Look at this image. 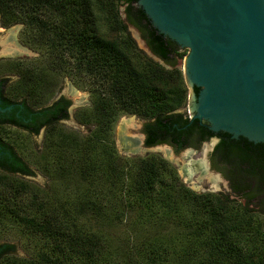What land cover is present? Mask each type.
<instances>
[{"label":"trees","instance_id":"trees-1","mask_svg":"<svg viewBox=\"0 0 264 264\" xmlns=\"http://www.w3.org/2000/svg\"><path fill=\"white\" fill-rule=\"evenodd\" d=\"M136 1L0 0L3 24L22 23L25 41L45 49L42 58L22 62L13 87L19 95L44 105L70 77L88 82L92 101L76 111L78 122L91 126L88 134L54 122L64 107L52 108L38 162L54 188L11 174L30 172L19 160L0 171V226L22 224L34 239L26 256L0 244V264H264L263 153L241 154L232 145L224 154L230 193H197L160 155L124 158L116 150L124 114L147 120L148 145L185 147L199 130L175 112L189 92L182 70L144 53L121 16L125 6L152 52L171 63L178 46Z\"/></svg>","mask_w":264,"mask_h":264},{"label":"water","instance_id":"water-1","mask_svg":"<svg viewBox=\"0 0 264 264\" xmlns=\"http://www.w3.org/2000/svg\"><path fill=\"white\" fill-rule=\"evenodd\" d=\"M138 4L160 33L190 49L184 79L189 87H203L199 103L190 102V110L208 119L212 130L264 141V0Z\"/></svg>","mask_w":264,"mask_h":264},{"label":"rangeland","instance_id":"rangeland-1","mask_svg":"<svg viewBox=\"0 0 264 264\" xmlns=\"http://www.w3.org/2000/svg\"><path fill=\"white\" fill-rule=\"evenodd\" d=\"M120 11L121 16L126 22L128 30L131 33L132 37L135 39L138 47L142 49L144 53H146L154 61L167 68H171V63L165 62L164 60L157 57L152 51H150V48L145 42V37L142 33V30H140L138 26L128 20L125 13V6H122L120 8ZM23 27L24 25L22 23L12 24L8 28L2 27L4 31H2L0 36V43L2 45L1 50L4 51L6 47L14 48L16 46H19L22 49L20 55H13L11 57H18L21 58L23 62L29 63L33 62L34 59L38 57L40 58L41 54L44 55L45 49L38 48L36 47V45L31 46L28 42H26L23 37V33L26 28ZM9 37L12 38L13 41H10ZM185 53L186 50L181 51L180 54L177 55L175 60V64L177 67L181 66L183 55ZM85 82L86 85L81 84L80 86L79 81H75L70 77L63 78L60 91L71 99L73 108L90 107L92 104L90 92L88 91L89 84L87 81ZM185 107L188 108V97L186 103L182 107H180L179 110L185 111ZM70 116L71 118L68 121L62 123L64 129L74 130L80 134H88L90 132L91 126L82 125L76 121V119L74 118L73 109L70 113ZM143 122L144 119L139 117L138 115L124 114L119 118L114 130V143L116 150L120 156L124 158H131L158 154L170 161L176 167L182 182L193 191L197 193H230L229 184L227 183L226 179L219 178L218 171L212 169L210 170L207 167L206 170H201L199 167V163L207 159L205 155L206 146L208 143H204L197 152L191 151L189 157L185 154L189 152L190 149L181 152H175L174 150H172V156L169 157L162 150V148L169 149V147L166 145L155 147L152 146L150 148L143 146V135L141 132ZM9 132L10 134L6 135V137L11 138L12 142L17 147L19 154L34 168L36 172V176H34L33 178L28 179L18 176L16 177L27 181L32 186L44 187L50 185L54 188V182L51 178L52 175L49 174V171H44L39 165L38 153L43 149L39 147V144H37L35 139L18 130L11 129L9 130ZM135 138H140L141 140L139 148L133 149L132 147L126 145L127 142L131 143L132 141L130 140H133ZM186 173H190V176H188V174L186 175ZM215 180L217 183L215 182ZM214 186L217 187L214 188ZM23 198H28V196L24 195ZM240 201L245 202V199L241 198ZM261 220H264V216L261 217ZM114 234L116 237L120 236L122 234L121 229H116ZM28 235L29 232L22 224L12 223L10 225L0 226V244H14L15 254H17L18 256H26L32 251V248L34 246V244H32V241L34 239L29 238Z\"/></svg>","mask_w":264,"mask_h":264},{"label":"flooded vegetation","instance_id":"flooded-vegetation-1","mask_svg":"<svg viewBox=\"0 0 264 264\" xmlns=\"http://www.w3.org/2000/svg\"><path fill=\"white\" fill-rule=\"evenodd\" d=\"M136 8L144 9L139 6L138 0L133 3ZM145 13V12H144ZM147 16V14L145 13ZM129 16L127 15V18ZM147 18H149L147 16ZM129 20V18H128ZM150 20V18H149ZM130 21V20H129ZM131 22V21H130ZM151 22V20H150ZM152 24V22H151ZM11 25H4L2 19L0 17V36L4 28H8ZM154 27V25L152 24ZM155 28V27H154ZM141 30V29H140ZM157 30V28H156ZM158 31V30H157ZM159 32V31H158ZM145 37V42L147 43L150 51H152L146 34L142 31ZM160 33V32H159ZM162 34V33H160ZM165 36V35H164ZM173 41L170 37L165 36ZM10 41L12 38H10ZM13 41V40H12ZM177 46L178 50L176 54L173 56V60L171 61L174 63L172 66L179 68L183 72V66L185 62V58L188 55L190 49L189 48H182L179 44L173 41ZM1 43H0V171L4 170V167L9 165L11 166L17 160L20 163H23L25 167L30 171H14L13 174L15 177L21 178H33L36 176V172L34 168L26 161L22 156L19 154L17 147L12 142L11 138H7L6 135H9V130L14 129L21 132L26 133L31 138L35 139L39 147L43 149L45 136L48 128V122L51 120L53 116L52 113L54 112V108L56 105H62L64 107L63 111L59 116L53 118L58 124L65 123L68 121L71 116L70 113L73 109L74 118L76 119V111L79 109L77 107H72V101L69 97H67L61 90V83L57 85L55 89L54 95L49 99L47 103L40 106H35L37 104L33 103L29 104L25 99L24 96L19 95L18 91H16L13 87L20 79V73L23 69V66L27 64H22L23 60L18 57H11L13 55H20V53H7L1 50ZM10 48L5 49L7 51ZM186 50V53L183 55V61L180 67H177L175 64V60L178 54L181 51ZM4 54V55H3ZM6 55V56H5ZM157 56V55H156ZM158 57V56H157ZM160 58V57H159ZM27 63V62H23ZM184 76V73H183ZM186 83V81H185ZM187 85V83H186ZM188 87V108L185 111L177 109L175 112L180 113L183 115L184 119H187L190 125H198V131L194 133V136L190 143L185 147H181L180 145H176L171 143L170 141H160L155 145H167L171 147L172 150L175 152H181L187 149L191 151L197 152L199 148L204 144L208 143L206 146V157H207V168L212 169L219 172V178L226 179L227 183H231L230 177V170L231 166L228 165L227 161H225V152H229L231 150L232 145L237 146L238 153H244L246 150L249 154H264V141H254L250 140L248 137L244 135L234 136L232 133H229L225 130H212L211 129V122L206 118H198L196 115L198 114L197 110L193 109V112L190 110V102L193 104H197L200 101L201 90L203 89L202 86H198L197 84H193L192 87ZM192 93V98H190V94ZM79 104V103H77ZM187 106V105H186ZM47 108L46 111L43 109ZM78 122V120L76 119ZM147 120L144 119L141 132L143 135V146L151 147L155 145H148L146 143L148 139V132L146 129ZM168 134H166L167 140H169ZM250 142L246 148L245 143ZM38 148V147H37ZM216 181V180H215ZM218 181V180H217ZM217 183V182H216ZM217 187V186H216ZM214 186V188H216Z\"/></svg>","mask_w":264,"mask_h":264},{"label":"bare ground","instance_id":"bare-ground-1","mask_svg":"<svg viewBox=\"0 0 264 264\" xmlns=\"http://www.w3.org/2000/svg\"><path fill=\"white\" fill-rule=\"evenodd\" d=\"M10 47V46H9ZM22 51V49L18 46H16V47H14V48H10V49H8L7 51H5L4 50V52H7V53H14L15 54V52H17V53H20ZM126 126V125H125ZM131 141V140H130ZM140 138H135V139H133L132 140V142L130 143H126V145H128V146H130V147H132L133 149H135V148H139L140 147ZM125 147V146H124ZM128 148V147H127ZM129 149V148H128ZM162 150H163V152L167 155V156H169V157H171L172 156V153H171V151L169 150V149H167V148H162ZM186 156H188L189 157V155H190V151L189 152H187L186 154H185ZM199 167H200V169L201 170H206V165H205V162L204 161H202V162H200L199 163ZM189 172V171H188ZM188 174V176H190V173H186V175ZM215 179V178H214ZM216 182V181H215Z\"/></svg>","mask_w":264,"mask_h":264}]
</instances>
